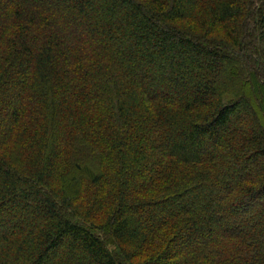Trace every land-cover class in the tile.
<instances>
[{
  "label": "trees",
  "instance_id": "1",
  "mask_svg": "<svg viewBox=\"0 0 264 264\" xmlns=\"http://www.w3.org/2000/svg\"><path fill=\"white\" fill-rule=\"evenodd\" d=\"M260 112L264 0H0V264H264Z\"/></svg>",
  "mask_w": 264,
  "mask_h": 264
},
{
  "label": "rangeland",
  "instance_id": "2",
  "mask_svg": "<svg viewBox=\"0 0 264 264\" xmlns=\"http://www.w3.org/2000/svg\"><path fill=\"white\" fill-rule=\"evenodd\" d=\"M251 93V92H250ZM260 116L262 117V120H263V122H264V116L261 114V112H260ZM144 142H146V139L145 140H143ZM109 249H113V247L111 246V245H109Z\"/></svg>",
  "mask_w": 264,
  "mask_h": 264
}]
</instances>
